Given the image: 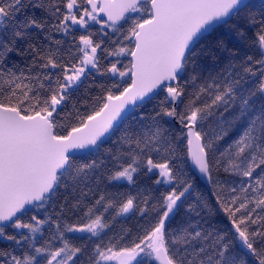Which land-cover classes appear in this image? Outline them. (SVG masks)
I'll list each match as a JSON object with an SVG mask.
<instances>
[{
	"label": "snow or ice",
	"instance_id": "snow-or-ice-1",
	"mask_svg": "<svg viewBox=\"0 0 264 264\" xmlns=\"http://www.w3.org/2000/svg\"><path fill=\"white\" fill-rule=\"evenodd\" d=\"M0 264H264V0H0Z\"/></svg>",
	"mask_w": 264,
	"mask_h": 264
}]
</instances>
